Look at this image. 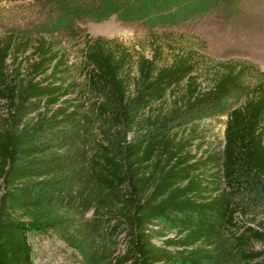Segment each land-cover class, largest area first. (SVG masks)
Returning a JSON list of instances; mask_svg holds the SVG:
<instances>
[{
    "label": "trees",
    "instance_id": "16d2710c",
    "mask_svg": "<svg viewBox=\"0 0 264 264\" xmlns=\"http://www.w3.org/2000/svg\"><path fill=\"white\" fill-rule=\"evenodd\" d=\"M185 1L209 0H33L44 30L0 36V264H34L28 237L48 233L82 264H264V73L195 48L158 65L156 41L133 57L85 35L88 98H64L55 32L112 16L163 27L191 13ZM219 115L223 147L197 157L178 132Z\"/></svg>",
    "mask_w": 264,
    "mask_h": 264
},
{
    "label": "rangeland",
    "instance_id": "374dc122",
    "mask_svg": "<svg viewBox=\"0 0 264 264\" xmlns=\"http://www.w3.org/2000/svg\"><path fill=\"white\" fill-rule=\"evenodd\" d=\"M183 3L192 10L191 13L180 16L175 23L164 22L163 27L148 28L142 22L124 24L112 16L100 22H79L75 25L78 29L76 37L55 32L58 48L65 54L70 67L68 83L74 84L73 93L64 98L87 101L88 96L82 95L85 35L116 40L127 47L133 57L137 53L149 57L151 42L156 41L163 49L158 65L166 64L174 51L195 48L209 61H244L264 73V0H209L203 8L199 2ZM45 9L33 0H0V36L10 32L19 34L22 30L33 35L44 30L49 24ZM51 16L54 17L55 13ZM254 77L251 75V82L255 81ZM240 101L239 96L229 98L224 114L231 105ZM169 104V99L165 100L154 111L166 112ZM225 122V115L203 119L197 125L178 132V138L193 141L191 151L200 157L205 151L223 147ZM28 242L34 264H82L78 254L54 233L31 234ZM123 247L121 244L120 249ZM255 248L264 250V246Z\"/></svg>",
    "mask_w": 264,
    "mask_h": 264
}]
</instances>
